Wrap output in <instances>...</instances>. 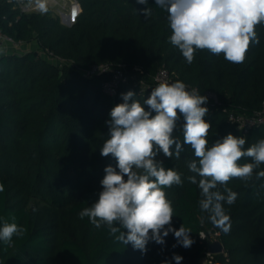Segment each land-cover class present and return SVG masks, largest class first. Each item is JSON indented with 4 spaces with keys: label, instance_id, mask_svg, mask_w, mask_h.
I'll use <instances>...</instances> for the list:
<instances>
[{
    "label": "trees",
    "instance_id": "trees-1",
    "mask_svg": "<svg viewBox=\"0 0 264 264\" xmlns=\"http://www.w3.org/2000/svg\"><path fill=\"white\" fill-rule=\"evenodd\" d=\"M77 1L82 12L67 27L49 13L23 11L17 0H0L2 32L37 46L21 55L0 56V184L4 187L0 226L6 220L26 229L22 237L14 235L10 244L0 241V264H176L174 254L183 257L180 264H202L213 234L225 248L224 253L213 255L214 264H264V178H256L264 164L254 170L251 180L228 182L237 198L233 205L224 204L231 217V230L225 234L201 210L198 184L188 180L196 175L189 171L188 162L196 158L191 147L183 144V117L173 132L184 148L180 159L161 153L157 160L181 174L182 184L164 191L173 207L172 227L191 230L190 248L178 245L171 232L162 245L149 241L143 253L130 243L124 245L116 239L119 233L111 234L107 225L97 229L87 217L79 216L98 199V188L84 186L73 192L63 188L76 177L93 171L104 177L106 166L115 167V158L100 154L109 138L110 111L124 102L122 94L128 91L141 104L149 97V91L139 90L132 81L122 83L115 97L105 94L103 85L109 76L83 73L94 65H125L129 71L139 67L144 72L139 80L147 81L164 67L199 94L216 95L218 104L207 96L203 105L209 109L204 119L212 125L209 147L229 133L246 138L245 150L264 139V124L246 132L229 120L231 113L253 116L264 108V25L256 26L259 43H251L242 63L197 50L189 64L170 43L168 12L155 0L146 5L136 0ZM144 8L151 9L150 16L145 17ZM45 51L52 52L58 64L45 57ZM251 162L248 157L239 161L241 165ZM61 173L73 180L62 179L52 196L55 205L67 200L73 216L68 224L53 223L28 208L30 194L43 193L60 180ZM218 190L223 192V186Z\"/></svg>",
    "mask_w": 264,
    "mask_h": 264
},
{
    "label": "clouds",
    "instance_id": "clouds-1",
    "mask_svg": "<svg viewBox=\"0 0 264 264\" xmlns=\"http://www.w3.org/2000/svg\"><path fill=\"white\" fill-rule=\"evenodd\" d=\"M136 2L146 5L148 0ZM155 3L168 12L170 43L189 64L197 50L222 54L229 62L242 63L251 43H259L255 29L264 25V0H155ZM37 7L41 12L47 11L41 0H37ZM142 12L145 17L151 15L150 8ZM134 96L133 91L122 94L124 102L110 111L109 138L100 154L115 158L116 165L105 167L100 181L102 191L90 207L80 211V218L87 217L97 229L107 225L111 234L119 233L117 241L130 243L142 253L147 251L149 241L164 244L170 232L178 245L190 248L194 243L189 235L191 230L183 225L178 230L172 227L173 207L164 191L181 185V174L166 169L157 160L161 153L166 158L175 155L180 159L184 148L173 132L183 117V144L191 147L196 158L188 162L189 171L196 174L188 180L198 184L202 197L199 205L209 214L211 223L229 233L231 217L224 204L233 205L237 193L227 184L233 178L252 179L254 170L264 164V139L245 150L246 138L229 133L209 147L207 137L212 125L204 119L209 109L203 106L208 97L188 90L179 80L160 83L143 104L134 100ZM245 157L252 162L241 165L239 161ZM256 178H264V171L256 172ZM218 186H223V192ZM3 190L0 184V192ZM25 232L24 227L5 220L0 226V241L10 244L14 235L22 237ZM172 259L180 264L183 257L174 254Z\"/></svg>",
    "mask_w": 264,
    "mask_h": 264
},
{
    "label": "rangeland",
    "instance_id": "rangeland-1",
    "mask_svg": "<svg viewBox=\"0 0 264 264\" xmlns=\"http://www.w3.org/2000/svg\"><path fill=\"white\" fill-rule=\"evenodd\" d=\"M41 2L45 4V7L47 8L46 12H41L38 9L37 0H19V5L23 11L28 13H49L51 17L58 18L60 23L67 27L72 26L75 23L76 18L82 12L81 6L79 3H77V0H41ZM77 4H79L80 7L79 13H76ZM34 47H37L34 43L26 44L24 42H20L18 43V46H7L4 50H0V56L16 53L21 55L32 50ZM51 61H55V63H57L56 59ZM59 61L61 62L60 59ZM136 76H142L141 72H138ZM149 80L152 79L150 78ZM148 82L150 83V81ZM58 176L60 177V180L58 182L54 181L50 187H46L43 193L39 191H33L32 194H30L28 208L39 211L46 219H49L53 223L62 220L64 224H68L73 220V216L68 213L69 204L67 200H65L64 203H61V205H55L53 203L55 198L52 196V192L59 182H64L63 180L65 178L69 180H73V178H69V174L65 175L64 173H61V175ZM102 179V173L93 171L86 173L81 179L76 177L73 180V184L66 183L63 185V188H66V190H69V192L71 189V192H73L74 190L77 191L79 188L84 186H94L102 191V186L100 184ZM71 197L72 199L74 198L73 196ZM216 236V234H213L211 239L213 241L217 240ZM202 264H212L211 258H204L202 260Z\"/></svg>",
    "mask_w": 264,
    "mask_h": 264
},
{
    "label": "built area",
    "instance_id": "built-area-1",
    "mask_svg": "<svg viewBox=\"0 0 264 264\" xmlns=\"http://www.w3.org/2000/svg\"><path fill=\"white\" fill-rule=\"evenodd\" d=\"M19 2V0H17ZM78 3V2H77ZM79 5V4H77ZM76 5V6H77ZM18 43L14 40V38L2 32L0 29V50H4L7 46H18ZM45 57L51 60H57L55 56H53L52 52L45 51ZM141 72L143 75L144 72L141 68L135 67L131 71L127 69V66H115L114 64H100L94 65L89 70L84 71L83 73L86 76H95V75H107L109 78L104 82L103 91L105 94L115 97L119 90V87L122 83H127L132 81L139 90L141 91H149V96L153 88L157 87L160 83H175L177 80L174 79L171 73L166 68H161L158 73L153 77L150 83L144 78L139 80V76L137 77V73ZM186 85V84H185ZM188 90H197L190 85H186ZM207 96L214 100L215 104H218V99L216 95L208 93ZM229 120L236 124L239 129H243L248 132L254 126H259L264 124V108L262 111L254 114L253 116H244L241 114L231 113L229 114ZM204 237V235H203ZM207 258H211V262L213 263V255L208 253Z\"/></svg>",
    "mask_w": 264,
    "mask_h": 264
},
{
    "label": "water",
    "instance_id": "water-1",
    "mask_svg": "<svg viewBox=\"0 0 264 264\" xmlns=\"http://www.w3.org/2000/svg\"><path fill=\"white\" fill-rule=\"evenodd\" d=\"M80 12L79 5L76 6V13ZM225 252L223 243L220 240L213 241L208 249V253L212 255L222 254Z\"/></svg>",
    "mask_w": 264,
    "mask_h": 264
}]
</instances>
